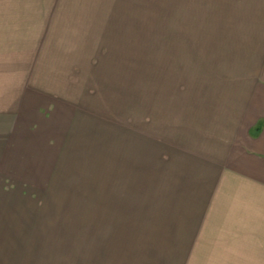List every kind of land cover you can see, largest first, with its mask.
<instances>
[{
	"label": "crops",
	"instance_id": "obj_1",
	"mask_svg": "<svg viewBox=\"0 0 264 264\" xmlns=\"http://www.w3.org/2000/svg\"><path fill=\"white\" fill-rule=\"evenodd\" d=\"M112 1L0 0V264H264V0H231L226 74L208 90L225 111L206 118L194 104L176 139L163 137V249H121L128 239L104 235L105 204L90 207L83 177L63 184L77 110L52 93L71 81L52 67L75 59L82 73L83 3Z\"/></svg>",
	"mask_w": 264,
	"mask_h": 264
},
{
	"label": "rangeland",
	"instance_id": "obj_2",
	"mask_svg": "<svg viewBox=\"0 0 264 264\" xmlns=\"http://www.w3.org/2000/svg\"><path fill=\"white\" fill-rule=\"evenodd\" d=\"M231 4L84 2L88 17L79 19V25L83 38L88 34V60H83L82 73L75 59L52 67L53 78L71 79L52 81V93L77 110L63 184L78 185L77 177H83L90 207L98 200L105 204L104 235L116 232L128 239L119 243L121 249L147 255L165 247L157 232L160 218L168 217L161 185L162 144L176 139L187 116L192 121L194 104L205 107L198 111L206 118L217 108L225 111L226 104L211 102L208 90L226 74L224 31L238 15ZM58 96L53 101H63ZM147 259L148 264L177 260Z\"/></svg>",
	"mask_w": 264,
	"mask_h": 264
}]
</instances>
